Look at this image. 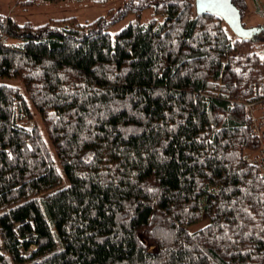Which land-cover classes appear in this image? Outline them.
Returning <instances> with one entry per match:
<instances>
[{"label":"trees","instance_id":"obj_1","mask_svg":"<svg viewBox=\"0 0 264 264\" xmlns=\"http://www.w3.org/2000/svg\"><path fill=\"white\" fill-rule=\"evenodd\" d=\"M42 1L60 0L21 3ZM258 26L236 36L194 0L37 25L0 13V79L22 87L0 80V264H264V178L245 162Z\"/></svg>","mask_w":264,"mask_h":264},{"label":"rangeland","instance_id":"obj_2","mask_svg":"<svg viewBox=\"0 0 264 264\" xmlns=\"http://www.w3.org/2000/svg\"><path fill=\"white\" fill-rule=\"evenodd\" d=\"M22 1L23 0H0V13L4 16L12 17L18 23L28 22L34 25L42 24L52 19L69 17L71 15L79 19V21H91L99 16H107V14L115 15L121 4V0H108L104 2L95 0H60L57 2L42 1L32 6H25L24 3H21ZM246 4V8L241 14L243 24L246 27H249L258 26L264 23V16L257 13L255 10L256 5L258 6V10L261 11L264 9V0H246ZM152 16V9L145 8L142 12L141 20L146 22ZM133 17L134 14L129 13L115 23L111 24L109 32L112 37H114L116 31L124 27L131 19H133ZM231 33L234 34L233 32ZM0 80L22 88L20 80L18 79L2 78ZM261 100L264 101V98ZM248 102L251 101H247L245 103ZM34 115L36 118L35 113ZM33 122L34 120H31L29 125H32ZM254 154L255 150L249 152L250 156H253ZM194 225H191L190 228L192 229L196 227ZM149 248L152 249L153 244H149Z\"/></svg>","mask_w":264,"mask_h":264},{"label":"water","instance_id":"obj_3","mask_svg":"<svg viewBox=\"0 0 264 264\" xmlns=\"http://www.w3.org/2000/svg\"><path fill=\"white\" fill-rule=\"evenodd\" d=\"M196 11H209L218 15L228 28L239 37H251L260 26L246 27L242 23V13L232 0H194Z\"/></svg>","mask_w":264,"mask_h":264},{"label":"built area","instance_id":"obj_4","mask_svg":"<svg viewBox=\"0 0 264 264\" xmlns=\"http://www.w3.org/2000/svg\"><path fill=\"white\" fill-rule=\"evenodd\" d=\"M246 114L250 121V133L258 141V147L255 154L248 157L245 162L253 165L261 178H264V101L253 100L244 103Z\"/></svg>","mask_w":264,"mask_h":264}]
</instances>
